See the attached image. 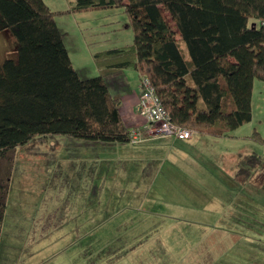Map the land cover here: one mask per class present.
Returning <instances> with one entry per match:
<instances>
[{
  "label": "rangeland",
  "instance_id": "obj_1",
  "mask_svg": "<svg viewBox=\"0 0 264 264\" xmlns=\"http://www.w3.org/2000/svg\"><path fill=\"white\" fill-rule=\"evenodd\" d=\"M45 2L68 8V0ZM55 19L82 77L98 74L89 50L133 39L122 6L57 13ZM17 46L9 29L0 31V62L16 59ZM145 118L139 125L125 122L131 130L150 126ZM146 132L138 142L78 144L87 140L50 133L18 145L0 264H264V199L248 202L249 188L234 176H219L231 167L228 160L221 167L216 149L202 157L206 172L190 176L164 159L167 145L154 146L158 140L152 139L145 150L137 146L153 136ZM253 207L255 213L246 211Z\"/></svg>",
  "mask_w": 264,
  "mask_h": 264
},
{
  "label": "trees",
  "instance_id": "obj_2",
  "mask_svg": "<svg viewBox=\"0 0 264 264\" xmlns=\"http://www.w3.org/2000/svg\"><path fill=\"white\" fill-rule=\"evenodd\" d=\"M115 6L133 39L97 51L99 73L82 77L55 15ZM5 29L18 46L16 59L0 62V235L18 145L50 133L130 141L107 78L137 70L173 122L215 136H233L251 119L253 82L264 80V0H68L63 10L45 0H0Z\"/></svg>",
  "mask_w": 264,
  "mask_h": 264
},
{
  "label": "crops",
  "instance_id": "obj_3",
  "mask_svg": "<svg viewBox=\"0 0 264 264\" xmlns=\"http://www.w3.org/2000/svg\"><path fill=\"white\" fill-rule=\"evenodd\" d=\"M81 43L84 47H89L86 40H82ZM89 52L92 56L96 53L93 50H89ZM74 67L76 68L75 65ZM92 71L99 73L97 64L96 67H93ZM107 83L111 93L120 99V110L124 120L131 118L139 125L138 123L145 116L138 106L141 92V75L138 71L125 68L122 74L107 78ZM251 105V119L237 127L234 130L233 136H215L194 131L192 137L188 139H176L171 136H149L145 138L143 143L137 146L145 150L150 146V140L152 139L158 140L156 145L153 143L154 146L161 145L160 143L164 146L167 145L170 150L164 159L168 160L170 165L184 168V171L190 176L193 174L200 176L206 172L205 164H203L206 159L202 157L206 155V151L209 148L212 150L216 149L221 156V167H224L227 160V164L231 167L226 172H224V168H221L223 174L219 175L218 173V175L225 178L230 175L234 176L238 185L241 186L242 184L243 188H249L247 193L251 197L248 196V202H259L260 199H264V134L261 132V127L264 124V80L261 78L254 79ZM141 128L151 135L150 126H142ZM90 142L80 141L78 144H90ZM172 149H174L173 152L171 151ZM252 153L260 154V161H257L255 158L254 160H250L247 157ZM200 178V180L203 179V177ZM240 193V189H237L235 192L238 205L241 203L239 200ZM206 194L207 192L202 193L200 191L199 198H206ZM255 210V207L246 208L248 213H255ZM260 212L264 213V207L260 209Z\"/></svg>",
  "mask_w": 264,
  "mask_h": 264
},
{
  "label": "built area",
  "instance_id": "obj_4",
  "mask_svg": "<svg viewBox=\"0 0 264 264\" xmlns=\"http://www.w3.org/2000/svg\"><path fill=\"white\" fill-rule=\"evenodd\" d=\"M138 106L142 114L150 121L153 136H174L179 139L192 137L194 130L181 126L170 119L169 113L161 103L148 77H141V92ZM143 129L139 126L131 130L130 140H142Z\"/></svg>",
  "mask_w": 264,
  "mask_h": 264
}]
</instances>
